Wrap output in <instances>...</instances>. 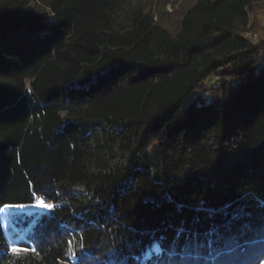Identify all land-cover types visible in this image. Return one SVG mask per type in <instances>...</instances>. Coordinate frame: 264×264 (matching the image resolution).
Instances as JSON below:
<instances>
[{
  "label": "trees",
  "instance_id": "obj_1",
  "mask_svg": "<svg viewBox=\"0 0 264 264\" xmlns=\"http://www.w3.org/2000/svg\"><path fill=\"white\" fill-rule=\"evenodd\" d=\"M263 2L0 0V264H141L210 231L221 261L260 264ZM37 196L58 207L11 212L15 251L1 209Z\"/></svg>",
  "mask_w": 264,
  "mask_h": 264
},
{
  "label": "snow or ice",
  "instance_id": "obj_2",
  "mask_svg": "<svg viewBox=\"0 0 264 264\" xmlns=\"http://www.w3.org/2000/svg\"><path fill=\"white\" fill-rule=\"evenodd\" d=\"M10 208H19L23 209L25 207H36L41 210H45L47 212H52L54 209L58 207L56 204L47 203L46 200L41 197L36 200V203L31 205H25L23 202L19 203H12L6 205ZM185 232L184 228H180L177 231L176 238L179 239L180 235ZM214 232H208L206 233V241L202 242L198 238V235H193V237L189 240L188 243L184 246L183 249L180 251H177L175 243L172 245L171 250L165 249L162 247L160 242H156L152 245V247L147 250L143 255V260L141 261V258L138 256H134L133 259L141 261V264H147L148 261H152V264H166V262L163 260V256L165 252H167L168 256V262L167 264H189L191 261V264H226V262H223L219 259L220 253L213 254L214 248L213 245L215 241L212 239ZM163 239V237L161 238ZM250 246H255L257 244L264 246V234H261L257 239L247 241ZM207 246L209 250L208 256H201L199 254H196L194 256H189L186 254V250L190 246H194L196 248H203L204 246ZM69 245L71 246V241H69ZM29 249L24 248L23 251H28ZM32 251H35V249H32ZM155 258V259H154ZM178 258V259H177ZM71 259H76L75 253H73ZM260 264H264V260L260 261Z\"/></svg>",
  "mask_w": 264,
  "mask_h": 264
},
{
  "label": "rangeland",
  "instance_id": "obj_3",
  "mask_svg": "<svg viewBox=\"0 0 264 264\" xmlns=\"http://www.w3.org/2000/svg\"><path fill=\"white\" fill-rule=\"evenodd\" d=\"M167 1L166 5V10L173 14L180 8H182V3L185 1L189 2L190 0H150L149 3V9L154 11L155 17L157 18L159 15V11L162 9L163 4ZM251 31L253 32L254 35L257 36V41L261 38L264 37V2L263 3H258L255 5V8L252 10L251 14ZM169 19V18H168ZM175 19L168 20L169 26L174 27L175 26ZM255 42V43H256ZM35 208V209H34ZM27 212L23 211L24 213L28 214H37L38 212L42 214L43 212H46L45 210H41L36 207H31L30 209L26 210ZM8 214L1 213V218H2V223H3V228H5L6 231V238L7 241L10 242L11 247L15 251H19L18 246H17V239L15 236V233L18 234V236H21V233L17 228L13 226L11 223V211H8ZM12 212H18V213H23L19 211H12ZM15 231V232H14Z\"/></svg>",
  "mask_w": 264,
  "mask_h": 264
},
{
  "label": "bare ground",
  "instance_id": "obj_4",
  "mask_svg": "<svg viewBox=\"0 0 264 264\" xmlns=\"http://www.w3.org/2000/svg\"><path fill=\"white\" fill-rule=\"evenodd\" d=\"M31 207L30 206H28V207H25V208H23V209H19V208H10V207H7V206H5V207H3L2 209H1V213H3L4 214V216H5V214H8L9 212L8 211H26V210H28V209H30ZM35 209V208H34Z\"/></svg>",
  "mask_w": 264,
  "mask_h": 264
},
{
  "label": "built area",
  "instance_id": "obj_5",
  "mask_svg": "<svg viewBox=\"0 0 264 264\" xmlns=\"http://www.w3.org/2000/svg\"><path fill=\"white\" fill-rule=\"evenodd\" d=\"M53 20H54V18H53ZM248 36L251 37V39H252V41H253L254 43L257 41V36L254 35L253 32H252L251 30L249 31ZM41 197H42V196H37L36 198L39 199V198H41ZM43 198L46 200L47 203H52V204H53V202L48 201L45 197H43ZM37 199H36V200H37ZM46 212H47V211H46Z\"/></svg>",
  "mask_w": 264,
  "mask_h": 264
},
{
  "label": "crops",
  "instance_id": "obj_6",
  "mask_svg": "<svg viewBox=\"0 0 264 264\" xmlns=\"http://www.w3.org/2000/svg\"><path fill=\"white\" fill-rule=\"evenodd\" d=\"M24 211V210H23ZM23 211H19V212H23ZM25 212H27V211H25Z\"/></svg>",
  "mask_w": 264,
  "mask_h": 264
}]
</instances>
